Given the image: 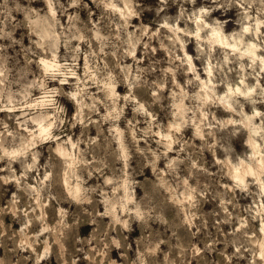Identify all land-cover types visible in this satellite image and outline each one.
<instances>
[{"label": "clouds", "instance_id": "obj_1", "mask_svg": "<svg viewBox=\"0 0 264 264\" xmlns=\"http://www.w3.org/2000/svg\"><path fill=\"white\" fill-rule=\"evenodd\" d=\"M0 264H264V0H0Z\"/></svg>", "mask_w": 264, "mask_h": 264}]
</instances>
